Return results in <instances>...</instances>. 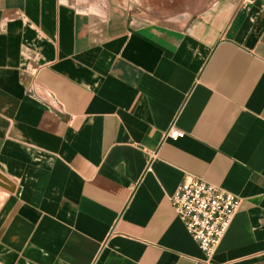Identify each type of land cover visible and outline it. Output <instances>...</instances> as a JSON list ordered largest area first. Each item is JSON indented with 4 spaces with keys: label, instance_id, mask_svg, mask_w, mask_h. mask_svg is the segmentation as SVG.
Returning <instances> with one entry per match:
<instances>
[{
    "label": "crops",
    "instance_id": "obj_1",
    "mask_svg": "<svg viewBox=\"0 0 264 264\" xmlns=\"http://www.w3.org/2000/svg\"><path fill=\"white\" fill-rule=\"evenodd\" d=\"M117 13L0 0V264H264V0ZM186 175L242 199L210 260L171 203Z\"/></svg>",
    "mask_w": 264,
    "mask_h": 264
},
{
    "label": "built area",
    "instance_id": "obj_2",
    "mask_svg": "<svg viewBox=\"0 0 264 264\" xmlns=\"http://www.w3.org/2000/svg\"><path fill=\"white\" fill-rule=\"evenodd\" d=\"M184 130L173 123L166 137L179 139ZM151 157H156L155 154ZM242 199L203 177L186 175L171 195V203L187 231L210 260L227 233Z\"/></svg>",
    "mask_w": 264,
    "mask_h": 264
},
{
    "label": "rangeland",
    "instance_id": "obj_3",
    "mask_svg": "<svg viewBox=\"0 0 264 264\" xmlns=\"http://www.w3.org/2000/svg\"><path fill=\"white\" fill-rule=\"evenodd\" d=\"M218 0H111L119 24L158 21L168 24H182L186 18H197L207 10L216 7ZM121 10V12H119ZM0 202L10 191L5 186L12 183L0 177Z\"/></svg>",
    "mask_w": 264,
    "mask_h": 264
},
{
    "label": "water",
    "instance_id": "obj_4",
    "mask_svg": "<svg viewBox=\"0 0 264 264\" xmlns=\"http://www.w3.org/2000/svg\"><path fill=\"white\" fill-rule=\"evenodd\" d=\"M0 177L2 178V179H5V180H7L8 182H10V183H12L10 180H9V178H7L5 175H3V173L0 171ZM0 184H1V182H0ZM5 187H7L10 191H14V189H15V186H14V184L12 183L10 186H5Z\"/></svg>",
    "mask_w": 264,
    "mask_h": 264
}]
</instances>
